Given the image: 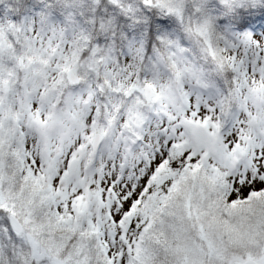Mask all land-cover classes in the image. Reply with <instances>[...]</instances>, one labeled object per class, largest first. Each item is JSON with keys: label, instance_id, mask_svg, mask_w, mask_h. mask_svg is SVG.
Here are the masks:
<instances>
[{"label": "snow or ice", "instance_id": "1", "mask_svg": "<svg viewBox=\"0 0 264 264\" xmlns=\"http://www.w3.org/2000/svg\"><path fill=\"white\" fill-rule=\"evenodd\" d=\"M0 264H264V0H0Z\"/></svg>", "mask_w": 264, "mask_h": 264}]
</instances>
